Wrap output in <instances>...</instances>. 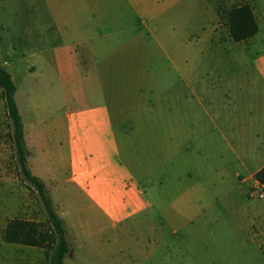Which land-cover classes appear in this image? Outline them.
<instances>
[{
	"label": "crops",
	"instance_id": "obj_1",
	"mask_svg": "<svg viewBox=\"0 0 264 264\" xmlns=\"http://www.w3.org/2000/svg\"><path fill=\"white\" fill-rule=\"evenodd\" d=\"M138 5L134 10L130 6V13L124 17L129 27L117 32L127 33L125 39L136 35L129 31L138 14H152V3L143 0ZM84 19L86 12L82 8L81 18L57 22V26H65L64 31L72 30V38L66 40L70 43L59 53L62 59L56 62L50 55L46 60L40 54L35 61L40 71L49 70L50 86L59 90L51 94L50 106L57 110L66 108V149L87 155L85 164L80 159L69 162L58 202L52 195L56 181L36 175L45 182L53 208L63 222L70 245L65 256L73 252L72 227L82 229L86 224L96 230L98 216L110 218L115 226L133 216L151 215L155 200L146 194L141 178L148 174L136 170L144 166L136 161L134 164L132 157L127 169L120 161V152L126 146L132 154L151 153V141L147 138L155 133L161 139L158 148L163 168L162 215L168 224H177L181 229L179 247L185 249V258L179 264L186 259L192 241L190 234H194V240L202 235L200 239L206 245L214 239L233 242L231 234H237L242 262L264 264V198L247 194L254 174L264 168V22L256 21L257 32L245 40V50H209L210 57L225 55L232 64L236 56L245 61V65L224 71L218 85L223 72L215 64L209 68L195 66L191 71L183 64V58L177 64L169 61L167 67L147 71L132 66L127 71L129 79L123 83L122 69L107 67L104 62L116 50L104 51L94 43L114 36H88L78 27ZM163 53L169 57L166 51ZM80 69L83 75L79 86L71 89L74 74ZM219 86L224 97L218 99ZM28 121L25 127L22 120L26 158L30 157L27 132L34 135L35 143L37 136ZM123 121L129 124L122 129ZM52 127L50 133L60 138L56 125ZM219 138L225 143L222 147ZM27 163L32 172L28 159ZM0 181L8 184L9 180L1 176ZM83 202L93 206V212H86ZM11 219L1 218L0 214V248L3 243L12 244L21 254L42 249L6 242L3 233ZM24 258L23 264H38ZM0 264H13L2 251ZM45 264H49L48 259Z\"/></svg>",
	"mask_w": 264,
	"mask_h": 264
},
{
	"label": "rangeland",
	"instance_id": "obj_2",
	"mask_svg": "<svg viewBox=\"0 0 264 264\" xmlns=\"http://www.w3.org/2000/svg\"><path fill=\"white\" fill-rule=\"evenodd\" d=\"M146 1L152 3L149 8L152 14H138L135 24L130 26L132 31H129L136 35L125 39L127 33L117 32L129 27L125 24L124 17L130 13V6L134 10L143 0H0V63L7 67L16 85L15 99L25 127L29 120L28 124L33 125L32 130L37 135L35 143L34 135L27 132L30 154L27 159L31 170L35 175L45 179L52 177L56 181L55 189L52 188L55 202H58L56 199L65 186L63 174L68 171L69 162L80 159L85 164L87 160L85 153H71L66 149L68 132L63 115L66 108L57 110L50 106L51 94H56L59 90L51 88L49 70L44 68L40 71L35 66L36 55L38 57L41 54L46 60L52 56L56 62L57 59H62L59 53L66 50V47L63 48L65 44L70 43L66 40L72 38V30L64 31L65 26H57L58 21L73 22L74 19L81 18V9L84 8L86 19L82 26H78L80 31L90 37L113 35L114 37L105 36L102 41L94 43L104 51L116 50L104 62L107 67L122 69L123 83L129 79L127 71L132 66L147 71L167 67L169 61L177 64L183 58V64L191 71H194L195 66L209 68L215 64L223 72L219 76L218 85L223 81L224 71L245 65V61L242 62L243 59L238 56L233 64L230 57L225 55L210 57V49L245 50V40L234 41L230 37L224 18L225 11L233 6L248 4L256 21L264 22V0ZM164 51L169 57L165 56ZM74 75L75 82L71 89L79 86L78 81L83 72L80 69ZM55 77L54 74V79ZM145 78L148 79L149 74ZM217 96L218 99L224 97L220 86ZM53 124L60 131V138L50 133ZM128 124V121H123L120 127L123 129ZM147 139L151 141V153L132 154L129 148L123 146L120 161L127 169H130L131 157L134 164L136 161L144 166L136 170L148 174L141 178L146 194H150L155 200L151 215L133 216L115 226L111 224L110 218L98 216L96 230L93 225L86 224L87 228L72 227L73 252L65 256V264L72 261L74 264H179L185 258L184 247H179L181 229L177 224H168L162 215L163 168L162 153L158 148H161V139L155 133ZM221 141L219 138L218 144L222 147L225 143ZM225 153L230 154L227 150ZM1 176L9 180L8 184H1L0 181L1 218L11 216L12 219L45 222L39 197L21 176L15 160L10 122L6 117L0 89ZM84 205L86 212H93V206L87 202ZM69 211L74 214V210ZM72 223L77 224L74 220ZM66 224L68 228V222ZM193 236L194 234H190L192 241L183 264H244L242 248L236 240L237 234H231L235 238L233 242L214 239L210 245L201 241L202 235L198 234L199 238L196 240ZM1 251L13 264H23L24 256L28 260H36L38 264L47 262V253L43 248L21 254L12 244L3 243Z\"/></svg>",
	"mask_w": 264,
	"mask_h": 264
},
{
	"label": "trees",
	"instance_id": "obj_3",
	"mask_svg": "<svg viewBox=\"0 0 264 264\" xmlns=\"http://www.w3.org/2000/svg\"><path fill=\"white\" fill-rule=\"evenodd\" d=\"M229 35L234 41L248 39L257 32L258 26L248 4L233 6L224 13ZM0 89L6 117L10 122L14 157L24 180L34 189L46 217L45 222H34L19 218L11 219L4 229L6 242L43 248L49 264H62L63 257L70 251L66 231L61 218L56 214L47 193L45 182L33 174L28 166L24 141L23 123L15 101L16 85L7 67L0 63ZM253 178L264 184V168Z\"/></svg>",
	"mask_w": 264,
	"mask_h": 264
},
{
	"label": "built area",
	"instance_id": "obj_4",
	"mask_svg": "<svg viewBox=\"0 0 264 264\" xmlns=\"http://www.w3.org/2000/svg\"><path fill=\"white\" fill-rule=\"evenodd\" d=\"M247 194L250 197L264 198V184L259 180L253 178L248 187Z\"/></svg>",
	"mask_w": 264,
	"mask_h": 264
}]
</instances>
